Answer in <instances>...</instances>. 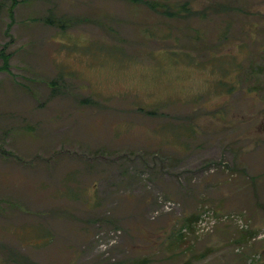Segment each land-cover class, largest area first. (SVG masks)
I'll return each mask as SVG.
<instances>
[{
	"label": "rangeland",
	"instance_id": "obj_1",
	"mask_svg": "<svg viewBox=\"0 0 264 264\" xmlns=\"http://www.w3.org/2000/svg\"><path fill=\"white\" fill-rule=\"evenodd\" d=\"M161 1L0 0V264H264V0Z\"/></svg>",
	"mask_w": 264,
	"mask_h": 264
},
{
	"label": "trees",
	"instance_id": "obj_2",
	"mask_svg": "<svg viewBox=\"0 0 264 264\" xmlns=\"http://www.w3.org/2000/svg\"><path fill=\"white\" fill-rule=\"evenodd\" d=\"M133 3H144L147 6H149L152 10L156 11L159 14L165 15L167 17L172 18V16H174L175 14H178V12H174L172 10H170V8L167 6V4L165 3V1H161V0H153V1H149V0H131ZM16 6L15 0L12 4L11 9H13ZM5 60V65H8V60H9V56H6L4 58ZM90 100H86V102H89ZM153 113V112H151ZM197 220V217H195L194 219L190 220L188 223V227L192 228L193 222H195Z\"/></svg>",
	"mask_w": 264,
	"mask_h": 264
}]
</instances>
